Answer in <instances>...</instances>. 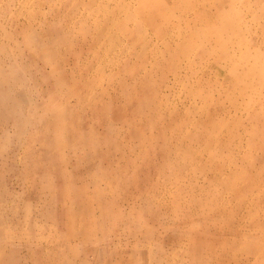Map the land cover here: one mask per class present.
Instances as JSON below:
<instances>
[{
  "label": "rangeland",
  "instance_id": "rangeland-1",
  "mask_svg": "<svg viewBox=\"0 0 264 264\" xmlns=\"http://www.w3.org/2000/svg\"><path fill=\"white\" fill-rule=\"evenodd\" d=\"M81 1L0 0V69L8 74L24 68V73L14 77L28 87L34 79L38 82L37 90L27 88L23 93L15 90L6 96L0 94V264H8V258L10 264H130L131 261L134 264H264V107L251 112L258 115L256 119L231 107L243 101L264 105V0L249 1V9L257 10L258 15L252 26L247 27L249 34L241 38L246 42L242 46L239 36L232 38V32L245 23L250 24L252 11L237 2L234 13L225 3V14L231 18L237 16L224 33L229 51L219 49L213 42L215 36L222 35L212 26L215 16L208 14V8L216 0L201 3L192 12L174 14L162 6L153 8L151 17L137 16V25L145 36L131 52L149 56L155 51L151 43L179 35L185 53H177L172 65L163 57L155 60L147 81L140 74L130 79L129 73L142 65L140 60L132 59L120 65V72L115 69L124 78L120 82L109 81L104 73H96L93 68L105 66L124 45L120 33L124 22L120 12L123 0H113L114 4L111 0L109 6L113 8L106 11L100 7L102 0H91L99 6L93 9L86 5L89 0ZM137 1L140 0H132ZM134 6H125L124 14L133 12ZM179 20L192 22L193 29L181 30L179 34L173 30L176 25L184 26L178 24ZM83 21L86 23L80 24ZM94 21L100 27L99 39H93ZM85 27L89 29L87 41L81 39ZM201 27L214 30L205 36L210 40L202 55L215 56L217 51L226 59L208 64L202 57L191 56L192 50L198 48L199 37L203 38L199 33ZM57 33L71 41L79 39L71 52L65 50V44L57 42ZM144 42L150 43L149 46L143 48ZM16 47L20 53L11 57L10 51ZM44 47L49 49L52 63L39 58ZM1 48L8 53L4 54ZM91 49L103 53V61L93 60ZM110 50L114 52L109 55ZM73 53L78 55L75 60L63 62L62 54ZM232 54L236 58L233 71L228 62ZM15 56L17 63L13 60ZM148 56L146 60H154ZM216 65L219 69L224 67L223 71L236 82L221 85L227 78L216 70ZM108 67L109 64L103 68ZM56 75L66 81L56 85ZM205 84L212 87L218 84V88L209 91ZM255 86L261 93L250 97ZM151 87L153 95L149 93ZM155 91L172 103L175 120L171 126H178L187 115L185 107L194 102L200 106L202 117L207 110L218 116L212 121L214 125H220L227 112L236 117L228 120L229 128L218 134L199 127L195 131L200 135L199 145L194 144V135L192 140L184 139L180 153L166 157L162 150L173 146L179 138H175V130L168 126V118L161 125L149 114L160 97ZM198 94L202 97L200 101L195 98ZM13 100L20 103L14 105ZM8 110L9 118L2 119L7 117ZM132 127L137 129L135 135L131 133ZM59 132L63 133L61 143L54 139ZM138 132L145 138H138ZM249 132L252 139L246 135ZM39 135L45 137L43 142ZM203 137L209 141L205 142ZM217 137L229 149L216 143ZM56 144L65 153L59 155V150L51 148ZM106 147L111 150L118 147L119 151L101 156ZM188 148L200 157L201 167L207 172L205 176L217 177L213 185L181 169L190 168L182 155ZM61 167H67L63 174ZM63 181L69 186L57 189ZM227 207L232 209L231 213L216 214ZM67 228L76 234L70 239V244L76 247L74 251L63 241L67 239ZM190 228L198 232L193 239L189 237ZM247 243L255 248L246 251Z\"/></svg>",
  "mask_w": 264,
  "mask_h": 264
},
{
  "label": "bare ground",
  "instance_id": "bare-ground-1",
  "mask_svg": "<svg viewBox=\"0 0 264 264\" xmlns=\"http://www.w3.org/2000/svg\"><path fill=\"white\" fill-rule=\"evenodd\" d=\"M81 1V0H80ZM110 1L111 0H102L101 1V3H100V7L103 9V10H110V9H112L113 8V6L112 7H110L111 5H110ZM207 1H209V0H195V1H193V0H140L139 1V3H138V1L137 2H135V3H133L132 2V0L131 1H128V0H123V2H122V10H120V12L121 13H123V20H124V22H123V26H122V28H121V31H120V33H121V36H123L124 37V39H125V42H124V45L120 48L119 47V53H116V54H113V58L111 59V61H108L106 64H105V66H107L108 64H109V67H108V69H106V68H103V67H105V66H103L102 68L100 67V65H98V66H95L93 69H94V72H96V73H104L105 74V76H106V78L109 80V81H121L122 79H124L121 75H119L118 73L120 72V65L121 64H127L128 63V61H130V60H140L141 61V67H139L138 68V70H136V71H132V72H130L129 73V75H130V79L133 77V78H135V77H138V75L140 74L141 75V77H142V79L143 80H149V77L151 76V74H152V72H153V66H154V64H155V60H158V59H160L161 57H163L164 59L163 60H165V58H166V60H167V62L169 63L168 65H172V62L174 61V59H175V56H177L179 53L180 54H182V53H185V51L183 50L184 48H181L183 45H184V43H182L183 41H180V36L179 35H175L174 37H170V38H164V39H160V41H157V42H159V43H151V46H153V48L155 49V51L153 50L151 53V55H146L145 53H137V52H131V49L132 48H135L136 46H138V44L140 45V40H142L141 38L143 37V36H145V33H144V31L141 29V27L140 26H138L137 25V22H136V19H137V16L138 17H140V18H143V17H148V16H150L151 17V15H153L152 14V11H153V8H156V9H160L162 6H165L170 12H172V13H174L175 14V12H185V11H191V10H194V9H197V7L198 6H200V4L201 3H205V2H207ZM250 0H216V1H214V3L212 2V5H210V7L208 8V14H210V15H214L215 16V20L216 21H214L215 23L214 24H212V26H213V28L215 29V30H219V31H221V34L223 35V38H222V35H217V36H215V38H214V40H213V42L215 43V44H217V45H219L220 46V48L219 49H228V51H229V48H228V46H226V42H227V39H225V35H224V33H225V29L229 26V25H231L232 24V22H233V20H234V22H235V20L237 19V16L235 17V18H231L230 16H228L227 14H225L226 12H227V10L225 9V3H227L228 4V6L232 9V11H234V9L236 8V5H237V2H240V3H242L248 10H251V9H249V6H250V2H249ZM252 1V0H251ZM258 1V0H257ZM82 2V1H81ZM112 2H113V4H114V1L112 0ZM119 2V1H118ZM4 4V3H3ZM8 4V3H7ZM97 3H93V1H91V0H89L88 2H86V5H87V7L88 8H90V9H93V7H97L98 5H96ZM133 4H135V6L134 7H132L131 8V10L133 11V12H130V13H127L126 15L124 14L126 11L124 10L123 11V9L125 8V6H127V7H131ZM137 4H138V6H137ZM110 5V6H109ZM6 6V5H5ZM72 6L74 7V5L72 4ZM117 6V5H116ZM206 6V5H205ZM99 7V6H98ZM213 7V10L211 11V8ZM6 8V7H5ZM28 8V7H27ZM30 8H33V7H30ZM20 9V8H19ZM126 9V8H125ZM237 9V8H236ZM28 10V9H27ZM32 11V10H31ZM252 11V10H251ZM17 12V11H16ZM192 12V11H191ZM100 13V12H99ZM153 13H154V11H153ZM234 13H235V11H234ZM193 14V13H192ZM250 14H252V18L250 19V21H248V22H250V24H247V23H245V25H243V27H239L238 29H235L233 32H232V38L233 37H235V36H239V40H241V42H240V45L242 46V45H245L246 44V42L245 41H243L241 38L245 35V33H247V31H248V29H247V27L248 28H250L251 26H252V23L255 21V18H257V15H258V11L257 10H253ZM189 15V14H188ZM191 15V14H190ZM224 15V16H223ZM10 16V15H9ZM193 16V15H192ZM11 18V17H10ZM83 18H85V17H83ZM185 18V17H184ZM193 18V17H192ZM182 19V14H180V20ZM199 19V18H198ZM14 20V19H13ZM145 20V19H144ZM179 20V21H180ZM200 20H201V18H200ZM246 20V19H245ZM31 21H33V20H31ZM13 22V21H12ZM33 23V22H32ZM82 23H86V21L84 22H81L80 24H82ZM31 24V23H30ZM178 24H182V25H184V26H178V25H176L174 28H173V30H175V31H177L179 34H180V32H181V30H189L190 28L191 29H193V27H194V25H193V23L192 22H190V21H186V20H184V21H180ZM86 25V24H85ZM255 25H258V23L257 22H255ZM93 26H94V29H95V35H94V38L93 39H95V38H101L100 36V27H99V24L98 23H96L95 21H94V23H93ZM131 26V27H130ZM155 26V25H154ZM29 27V26H28ZM30 27H31V25H30ZM32 28V27H31ZM128 28V29H127ZM212 28V29H213ZM29 29V28H28ZM152 29H154V27L152 26ZM20 30V29H19ZM145 31H147L148 29L147 28H145L144 29ZM88 31H89V29L88 28H86L85 27V30H84V34H82L81 35V39L82 40H85V41H87V39H86V37L89 35V33H88ZM149 31V30H148ZM211 32H214V30L213 31H210L209 30V28H202L201 27V32L199 31V33L200 34H202L203 35V38L201 39L200 37H199V40H198V43H197V46H198V48L197 49H195V50H192V52H191V56H193V57H197L198 59H201L200 57H202V58H204V60H205V62H207L208 64H211V63H213V62H215V61H218L219 59H221V58H225L224 56H223V54L221 53V52H217L216 51V53H215V56L214 55H208V56H203L202 54L204 53V49L206 48V43L207 42H209V40L210 39H206L205 38V36H207V35H209V33H211ZM9 33H11V32H9ZM31 34V33H30ZM93 34V33H92ZM247 34H249V33H247ZM23 35V34H22ZM29 35V34H28ZM10 36V35H9ZM75 36V35H74ZM24 37V36H23ZM56 37L58 38L57 39V42L58 43H60V44H65V47H66V51H68V52H71L72 51V49H74V47H75V44H77V41L79 40V39H75V40H68V37L66 36V35H64V34H62V33H57L56 34ZM73 37V36H72ZM78 37V36H77ZM30 38H32V37H30ZM76 38V37H75ZM247 38V37H246ZM49 39V38H48ZM33 41H34V39H32ZM32 40H29V41H32ZM47 40V39H46ZM36 41V40H35ZM39 41V40H38ZM55 41V40H54ZM146 41V40H145ZM44 41H42V43L41 44H44L43 43ZM46 42H49V40L48 41H46ZM45 42V43H46ZM20 43H22V41L20 42ZM29 43V42H28ZM38 43V42H37ZM29 44H31L32 45V43H29ZM143 44V48H146V46H149V44L150 43H147V42H144V43H142ZM25 45V44H24ZM19 46V45H18ZM17 46V47H18ZM50 46V45H49ZM54 46V45H53ZM98 47H99V45H97ZM1 47V46H0ZM3 47V46H2ZM17 47L15 48V50L14 49H12V51H10V49H9V51H10V53H11V57H12V54H15L16 56H18L19 55V51L17 50ZM20 47V46H19ZM18 47V48H19ZM29 47H31V46H29ZM25 48V47H24ZM240 48V47H239ZM91 50H93V49H91ZM142 50V49H141ZM1 51L3 52L4 51V54L6 53H8V51L7 50H4V48H1ZM31 51V50H30ZM54 51V50H53ZM146 51V50H145ZM114 52V50H110L109 51V55L111 54V53H113ZM26 53V52H25ZM55 53H57V52H55ZM178 53V54H177ZM2 54V53H1ZM16 56L14 57V62L15 63H17V61H16ZM39 58L41 59V61L42 62H44V63H50L51 62V58H50V51H49V49L47 48V47H44L43 48V50L39 53ZM61 56V55H60ZM146 56H148V57H150V58H154V60L153 61H148V59L146 60L145 58H146ZM25 57V56H24ZM78 57V55L77 54H75V53H73V54H62V56H61V58L64 60L63 62H69V60H75V58H77ZM91 57L93 58V60H96V61H103V59H104V55H103V53H99V52H97V50H93L92 51V53H91ZM90 57V58H91ZM178 57V56H177ZM176 57V58H177ZM18 58V57H17ZM60 58V59H61ZM180 58V57H179ZM226 59V58H225ZM228 59L229 60H231V61H228L229 62V69L231 70V71H233V70H235V66H236V58H235V56H234V54H232L230 57H228ZM132 60V61H133ZM180 60V59H179ZM21 61V60H20ZM19 61V62H20ZM90 61V60H89ZM55 62H57L56 60L54 61V63ZM111 62V63H110ZM52 63V62H51ZM53 63V64H54ZM144 63V64H143ZM13 64V63H12ZM52 64V65H53ZM62 64V63H61ZM140 64V63H139ZM174 64V63H173ZM222 64V63H221ZM14 65V64H13ZM51 65V64H50ZM51 65V66H52ZM122 65V66H123ZM162 65V64H161ZM25 66V65H24ZM46 66V65H45ZM54 66V65H53ZM126 66V65H125ZM177 66V65H176ZM190 66H191V64L189 63V66H188V69L190 70ZM9 67V66H8ZM21 67H22V65H21ZM26 67V66H25ZM214 67V66H213ZM14 68H16V67H14ZM18 68V67H17ZM20 68V67H19ZM55 68V67H54ZM59 68V67H58ZM62 68V67H61ZM215 68V67H214ZM217 68L219 69V67H218V65H216V70H217ZM222 68H224V67H222ZM219 69L218 70V72L219 73H222V75L225 77V78H227V80H223L220 84L221 85H233L235 82H236V80L235 79H232V78H229V76H227V74L225 73V70L223 71V69ZM36 69V68H35ZM115 69H118L119 70V72H117ZM156 69V68H155ZM170 69V68H169ZM8 70V69H7ZM13 69H12V65H11V69H10V71H12ZM61 70V69H60ZM91 70V69H90ZM107 70H109V71H107ZM26 71V69H24V68H20L19 69V71H17V72H9L8 74H6V73H4V71L2 70V69H0V74H3L1 77V81H0V87H2L3 85H4V83H7L8 85H7V87H5V86H3L4 88H0V94L1 95H9V92H12V91H15L16 90V92L17 93H23L27 88H29V90H37V87H38V82H37V80H35L34 78V81H32L33 82V84H32V86L31 87H28L27 86V84L25 85V83L24 82H22L20 79H18L17 77H14V76H16V75H20L21 73H24ZM48 71V70H47ZM63 71V70H62ZM61 71V72H62ZM36 72V71H35ZM35 72H34V74H35ZM58 72H60V71H58ZM57 72V73H58ZM40 73V72H39ZM38 73V74H39ZM48 74V73H47ZM158 74V73H157ZM7 75V77H4V76H6ZM198 75V74H197ZM196 75V76H197ZM104 76V75H103ZM102 76V77H103ZM194 76V75H193ZM28 77V76H27ZM42 77V76H41ZM56 80L54 81L55 82V84L56 85H58L59 83H61V84H63L66 80L65 79H58L57 78V75H56ZM193 78V77H192ZM191 78V79H192ZM32 79V80H33ZM52 79V78H51ZM199 79V78H198ZM50 80V79H49ZM164 81V80H163ZM176 81V80H175ZM190 81H192V80H190ZM194 81V80H193ZM196 81V80H195ZM191 85H192V82L190 83ZM195 84V83H194ZM53 85V84H52ZM190 85V86H191ZM206 85V84H205ZM249 85H252V84H249ZM249 85L247 86V93H246V95L245 96H247L248 95V87H249ZM61 86V85H60ZM189 86V87H190ZM157 87V86H156ZM177 87V86H176ZM195 87V86H194ZM209 91H212L214 88H218V84L216 85V86H214V87H212V85L211 84H209V86L208 85H206L205 86ZM186 88V87H185ZM203 88V87H202ZM152 89H153V87H151L150 88V90H149V93L151 94V91H152ZM187 89V88H186ZM259 89V88H258ZM257 89V87L255 86L254 87V89L250 92V94H249V96L251 97L252 95H254V96H259V94L261 93V92H257L256 90H258ZM28 90V91H29ZM161 90V89H160ZM159 90V91H160ZM163 90V89H162ZM188 90V89H187ZM190 90V89H189ZM199 90V89H198ZM201 90V89H200ZM27 91V90H26ZM171 91V90H170ZM197 91V90H196ZM157 94V96L158 95H160V97L159 98H157L156 100H155V102H154V105L152 106V108L150 109V111H149V114H151L152 113V115L154 116L153 117V119L155 118V119H157V120H159L162 124L161 125H163V123L165 122V118H168L169 120H170V123H169V127H171L173 130H175V138L177 139V138H179L178 139V141L173 145V146H170V145H168L167 146V148H164L163 150H162V153L166 156V157H172L173 156V152H177V153H180V148L182 147V143H183V141H184V139H191L192 140V138H193V136L194 135H196V137H194V141H195V143L194 144H196V145H199L200 144V142H199V137H200V135H199V137L197 136V134H195V131L200 127V128H202L204 131H206V132H212V134L213 133H215V134H218L222 129H224V128H229V127H227L228 126V120H234V118L236 117V115H233V114H228V113H230V112H227L226 110V112L227 113H225V116H223L222 118H221V121H222V123L220 124V125H214L213 123H212V121H214V119H216L218 116L216 115V114H213L212 112H209L208 110H207V114L205 115V117H202L200 114H199V112L200 111H202V110H199V108H200V106H196L197 105V103L196 102H194V103H191V105H189V106H184L185 107V110H186V112H187V115L186 116H183V118H179L180 119V121L178 122L177 120V125L178 126H171V123L175 120V115H174V108L172 107V106H170L172 103L171 102H167V99H162L163 97H166V96H163L160 92V94L157 92V91H155L154 92V94ZM196 94H197V92H196ZM214 94V93H213ZM41 95V94H40ZM77 95V94H76ZM151 95H153V94H151ZM239 95V94H238ZM27 96H28V94H27ZM156 96V97H157ZM187 96H189V95H187ZM198 97H195L196 99H198L199 101H200V99H202V97H201V95L200 94H198L197 95ZM233 96V95H232ZM30 97V96H29ZM234 97V96H233ZM239 97V96H238ZM13 99L15 98V97H12ZM32 98V97H31ZM149 98H150V96H149ZM178 98V97H177ZM3 99H4V97H3ZM152 99V98H151ZM17 101H19V100H13L12 101V104H16V105H18V103H20V102H17ZM147 101V100H146ZM233 101V100H232ZM238 101V100H237ZM236 101V102H237ZM34 102H36V101H34ZM85 102V101H84ZM55 103V102H54ZM239 103V102H238ZM0 104H1V102H0ZM89 104H91V102L89 103ZM142 104V103H141ZM209 104V103H208ZM210 104H211V102H210ZM231 104V103H230ZM36 105V104H35ZM50 105V104H49ZM213 105V104H212ZM10 106V105H9ZM89 106V105H88ZM147 106H148V104H147ZM151 106V105H150ZM16 107V106H15ZM41 107H42V105H41ZM146 107V106H145ZM231 107L232 108H234V109H236V110H242L243 112L245 111L246 112V115L247 116H250V117H252L253 115L251 114V112L253 111V110H255V109H263V107H264V105L262 104V103H260L258 106H256L254 103H253V101L251 102V103H245L244 101H243V103L240 105V103L239 104H237V103H233V104H231ZM18 108V107H17ZM62 108V107H61ZM141 108V107H140ZM144 108V107H143ZM149 108V107H148ZM178 108V107H177ZM204 108L206 109L207 107L206 106H204ZM15 109V108H14ZM201 109H203V108H201ZM16 110V109H15ZM33 110V109H32ZM60 110V109H59ZM223 110V109H222ZM41 111V110H40ZM105 111H107V110H105ZM231 111V110H230ZM263 111H264V109H263ZM17 112H19V111H17ZM28 112V111H27ZM239 112V111H238ZM29 113H30V111H29ZM57 113V112H56ZM145 113H147V112H145ZM242 113V112H241ZM11 114V112L8 110L7 111V117H4V118H2V119H6V118H9V115ZM16 114V113H15ZM21 114V113H20ZM19 114V115H20ZM24 114V113H23ZM33 114V113H32ZM31 114V115H32ZM148 114V113H147ZM178 114H179V112H178ZM28 115V114H27ZM35 115V114H34ZM33 115V116H34ZM180 115V114H179ZM223 115V114H222ZM229 115V116H228ZM16 116V115H15ZM29 117V116H28ZM257 118L258 117V115H255V116H253V118ZM25 118V117H24ZM30 118V117H29ZM255 118V119H256ZM152 119V120H153ZM22 120V119H21ZM32 120H34V119H32ZM104 120V119H103ZM151 120V121H152ZM2 121V120H1ZM8 121V120H7ZM9 121H11V120H9ZM235 121H236V119H235ZM158 122V121H157ZM232 122V121H231ZM15 123V122H14ZM25 123L26 122H24V125H25ZM215 123H217V122H215ZM19 124V123H18ZM158 124V123H157ZM20 125H22L23 126V124H20ZM32 125V124H31ZM40 125V124H39ZM159 125V124H158ZM160 125V126H161ZM148 126H149V124H148ZM151 126H154L153 124L151 125ZM167 126V128H169ZM186 126H188L187 127V129H184V127H186ZM237 128V127H236ZM235 128V129H236ZM21 129V128H20ZM25 129V128H24ZM69 129V128H68ZM67 129V130H68ZM131 129V133L132 134H136V128H134V127H132V128H130ZM238 129V128H237ZM26 130V129H25ZM44 130V129H43ZM65 130V129H64ZM18 131V130H17ZM69 131V130H68ZM230 131H232V129L230 128ZM237 131V130H236ZM44 133H45V131H43ZM51 132V131H50ZM24 133V132H23ZM109 133V132H108ZM169 133V132H168ZM4 134V133H3ZM50 134V133H49ZM65 135H66V132L64 133ZM234 134H235V132H234ZM19 135V134H18ZM72 134H70V136H71ZM138 135L139 136H137L138 138L140 137V138H145L144 137V134L143 133H141V132H138ZM201 135H203V134H201ZM231 135V134H230ZM249 138H251L250 137V132L249 133H247L246 134ZM40 136V135H39ZM50 136V135H49ZM74 136V135H73ZM148 136V135H147ZM220 136V135H219ZM15 137V136H14ZM55 137L57 138L56 139V141L55 142H59V143H61V141H63V133H57L55 136H54V139H55ZM161 137V136H160ZM52 137L50 136V139H51ZM69 138V137H68ZM162 138V137H161ZM15 139V138H14ZM148 139V138H147ZM214 139V138H213ZM221 138H219V137H217L216 139H215V142L216 143H219L220 145H221V147L223 148V147H225V149H229V145H226V143L224 142V141H221L220 140ZM252 139V138H251ZM17 140V139H16ZM45 140V137H43V136H40V142H43ZM146 140V139H145ZM163 140H165V139H163ZM203 140H204V137H203ZM53 141V140H52ZM52 141H50V142H52ZM81 141V140H80ZM166 141V140H165ZM205 142H207V141H209L208 139H205L204 140ZM82 142V141H81ZM227 142V141H226ZM53 143V142H52ZM50 144V143H49ZM80 145H82V144H80ZM224 145V146H223ZM83 146V145H82ZM81 146V147H82ZM47 147V146H46ZM50 147V146H49ZM51 148H55V149H57V150H59V155L60 154H63V150L61 149L60 150V147L56 144V147H51ZM234 149V148H233ZM79 150V149H78ZM55 151V150H54ZM117 151H119V149H118V147H116L115 149H113V150H111L109 147H106V148H103L102 149V154H101V156H110V155H112V153L114 154V153H116ZM202 151V150H201ZM56 152V151H55ZM85 152V151H84ZM65 153V152H64ZM120 153V152H119ZM230 153V152H229ZM234 153V152H233ZM58 155V156H59ZM182 155L184 156V157H186L185 158V160H186V163H187V165L188 166H190V168H187L186 166H184L183 168H181V169H183L184 170V172L185 173H187L188 175H191L192 177H194V178H197V179H199L200 177H202V179H205L206 181V183L207 184H211V185H213V182H214V178H217V177H215L214 175H211V177L210 178H208V177H206L205 176V174L207 173L206 172V170L204 169V168H202L201 167V164H202V162H201V159H200V157L198 156V154L197 153H195V152H191V149L190 148H188V149H186V150H183V152H182ZM53 156V155H52ZM68 156V155H67ZM48 157V156H47ZM50 157V156H49ZM113 157V156H112ZM116 157V156H115ZM51 158V157H50ZM85 158V157H84ZM69 159V158H68ZM83 159V158H82ZM114 159V158H113ZM92 161V160H91ZM63 162V161H62ZM63 163H65V161L63 162ZM108 165V164H107ZM114 166V165H113ZM116 166H118V168H120L119 167V164H117ZM62 169L60 170V173L61 174H63L64 172L63 171H66V168L67 167H61ZM198 172H199V174H198ZM66 173V172H65ZM222 174L223 175H225V173H224V171H222ZM228 174V173H227ZM83 175V174H82ZM65 176V175H64ZM205 182H202L203 184H205ZM197 184H199V185H201V183H197ZM62 186H65V187H68L69 186V184H67V182L66 181H63V182H61V184L58 186L57 185V189H59V188H62ZM203 186V185H202ZM214 186H218V185H214ZM223 186H226V184L225 185H223ZM56 190V189H55ZM74 190V189H73ZM72 190V191H73ZM66 198V197H65ZM65 198L63 197V200H64V202H65ZM67 200V199H66ZM74 200H76V199H74ZM79 201V200H78ZM82 204V203H81ZM77 206V205H76ZM68 207V206H67ZM230 207V206H229ZM79 208V207H78ZM69 209V208H68ZM67 209V210H68ZM65 210V209H64ZM67 212V211H66ZM70 212V211H69ZM226 212H228V213H231L232 212V209H228V207L226 208V209H224V210H222V209H220L218 212H216V214L217 213H220V214H223V213H225L226 214ZM103 223V222H102ZM86 224V223H85ZM71 225V224H70ZM72 229V228H71ZM75 229V228H74ZM74 231V230H73ZM72 230H70V229H68L67 228V239L66 240H63L67 245H68V247L67 248H70L72 251H74L75 249H76V247H75V245H72V244H70V239H71V237H73V236H76V234H75V232H73ZM84 232V231H83ZM85 233V232H84ZM190 238L191 239H193L195 236H196V234L198 233V232H196V231H194L192 228H190ZM102 236V235H101ZM78 238V237H77ZM83 238H85V237H83ZM90 238V237H89ZM87 239V238H86ZM216 242H217V237H216ZM252 243H247L245 246H246V251H248V250H250V249H252V248H255V246L253 245H251ZM7 245H9V244H7ZM13 246V245H12ZM11 246V247H12ZM15 248V247H14ZM95 248V247H94ZM54 251V250H53ZM56 252V251H55ZM133 255V254H132ZM78 256V255H77ZM56 257V256H55ZM55 259V258H54ZM8 264H10V259L8 258L7 259V261H6ZM126 264H128V262L126 263ZM130 264H134L133 263V261H131L130 262ZM169 264V263H168Z\"/></svg>",
  "mask_w": 264,
  "mask_h": 264
}]
</instances>
